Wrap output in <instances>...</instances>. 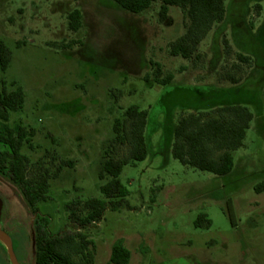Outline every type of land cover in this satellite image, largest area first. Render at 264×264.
Listing matches in <instances>:
<instances>
[{"label": "rangeland", "instance_id": "rangeland-1", "mask_svg": "<svg viewBox=\"0 0 264 264\" xmlns=\"http://www.w3.org/2000/svg\"><path fill=\"white\" fill-rule=\"evenodd\" d=\"M224 5L225 18L183 59L169 54L189 24L179 7L161 19L158 2L131 13L111 0H0V39L11 51L0 78L25 94L8 124L34 130L31 146L22 147L25 175H45L50 183L33 214L21 189L0 173L2 225L23 263L34 264V219L43 216L53 234L80 232L93 240V264L108 263L116 239L131 253L128 264H264V189H254L264 184V0ZM75 8L82 25L71 32L67 14ZM70 41L76 43L61 47ZM169 72L172 81L158 84ZM201 94L238 101L253 114L233 169L223 176L183 165L165 147L166 112L176 123L196 112ZM133 104L148 118L147 157L119 175L131 207L106 209L99 222L78 227L67 204L101 196L102 151L114 119ZM199 214L208 227L194 226Z\"/></svg>", "mask_w": 264, "mask_h": 264}, {"label": "trees", "instance_id": "trees-1", "mask_svg": "<svg viewBox=\"0 0 264 264\" xmlns=\"http://www.w3.org/2000/svg\"><path fill=\"white\" fill-rule=\"evenodd\" d=\"M111 1L131 13H140L158 2L161 19H166L171 6L185 10L189 19L186 31L169 44V54L183 59L190 58L213 24L225 18V0ZM67 25L71 32L79 30L82 25L80 9L75 8L67 14ZM74 43L76 41H70L61 44V47L69 48ZM237 57L241 62H248L249 59L242 53L237 54ZM10 60L11 51L0 39V71L7 69ZM173 77V73L169 72L156 81L160 85H167ZM208 98V94H201L202 103L192 107L196 112L181 115L176 123H171V114L166 112L165 147L170 148L172 156L181 164L223 176L233 169V152L243 146L253 114L238 101H208ZM24 101L25 94L20 85L11 83L8 88L0 78V173H7L10 181L21 189L25 205L35 214L36 204L45 200L50 183L45 175L37 179H28L25 175L29 158L22 153V147L24 144L31 146L34 130L8 124L11 114L20 111ZM147 118V110L133 104L125 109L123 119H114L112 138L102 151L99 162L101 196L67 204L69 217L78 227L99 222L106 209L117 211L131 207L127 200L128 189L120 181L119 175L124 165H134L147 157ZM254 189L260 192L264 189V184L260 183ZM78 209L83 213H78ZM193 223L195 227H208L210 220L205 214H199ZM34 224V264L94 263L95 242L87 239L83 233L53 234L43 216L36 217ZM130 256L123 241L116 239L111 245L107 264H128Z\"/></svg>", "mask_w": 264, "mask_h": 264}, {"label": "flooded vegetation", "instance_id": "flooded-vegetation-1", "mask_svg": "<svg viewBox=\"0 0 264 264\" xmlns=\"http://www.w3.org/2000/svg\"><path fill=\"white\" fill-rule=\"evenodd\" d=\"M0 203H1V210H0V264H13V261L10 257L9 250H8V243L10 244L11 250L15 256L17 264H25L20 260V256L18 254V245L19 244H18L17 240L13 237V233H10L7 230H5L4 226L2 225L4 202H3V199L1 196H0ZM4 237L8 238L9 242H7V240H5Z\"/></svg>", "mask_w": 264, "mask_h": 264}, {"label": "water", "instance_id": "water-1", "mask_svg": "<svg viewBox=\"0 0 264 264\" xmlns=\"http://www.w3.org/2000/svg\"><path fill=\"white\" fill-rule=\"evenodd\" d=\"M0 210H1V203H0ZM4 238H5V240H7V242H9L8 238H6V237H4ZM8 250H9L10 257H11V259L13 261V264H17V261L15 259V256H14L12 250H11V247H10L9 243H8Z\"/></svg>", "mask_w": 264, "mask_h": 264}, {"label": "bare ground", "instance_id": "bare-ground-1", "mask_svg": "<svg viewBox=\"0 0 264 264\" xmlns=\"http://www.w3.org/2000/svg\"><path fill=\"white\" fill-rule=\"evenodd\" d=\"M2 238V237H1ZM5 241V240H4Z\"/></svg>", "mask_w": 264, "mask_h": 264}]
</instances>
